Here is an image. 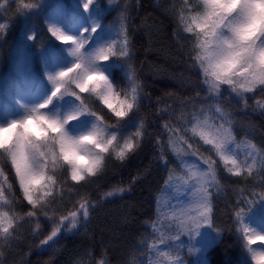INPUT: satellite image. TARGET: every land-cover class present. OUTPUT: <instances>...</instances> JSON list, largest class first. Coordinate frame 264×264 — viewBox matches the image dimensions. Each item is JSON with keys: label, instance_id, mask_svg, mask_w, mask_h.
<instances>
[{"label": "trees", "instance_id": "trees-1", "mask_svg": "<svg viewBox=\"0 0 264 264\" xmlns=\"http://www.w3.org/2000/svg\"><path fill=\"white\" fill-rule=\"evenodd\" d=\"M62 1L67 11L77 12L85 28L90 27L93 14L101 43L122 40L120 29L122 24L126 26L131 59L113 57L104 67L116 82L127 84V77L133 72L141 82L140 109L132 116L133 123L135 118L144 119L146 135L140 148L126 161H110L98 180L82 185L76 195L65 192L62 201L57 198L52 202L51 208L63 213L72 208L79 194L88 193L89 216L81 215L76 228H70L65 222L58 240L42 245L41 241L52 227L51 210L46 209L49 216L38 213L30 221L21 222L15 233L16 241L9 245L18 253L20 264H80L79 260L97 264L101 259L106 264H148L157 201L168 173L160 151V141L165 137L162 122L170 116L171 108L208 98L210 94L202 84L199 68L194 66L191 37L179 34L174 17L156 0H115L109 6H103V0H95L87 10L85 0ZM32 3L33 0H7V3L0 0V19L9 21L0 33L1 97L6 90L14 94L18 87L8 71L11 63L22 54L21 40L25 30L32 28L33 41L37 45L42 44V36L47 34L45 10L41 11L43 5L40 2V7L35 9L25 6ZM38 59L36 55L32 60L36 64ZM221 98L223 106L233 116L235 137H249L264 149V111L254 107L255 98L249 94L248 107L234 95L223 94ZM134 130L130 126L126 128V131ZM216 167L221 186L219 189L211 187V242L199 264H251L237 231L238 214L241 201L251 188L264 193V174L261 181L255 182L246 175L229 174L219 161ZM6 170L15 184L11 170L7 166ZM117 187L124 191L104 195ZM20 195L17 188L16 197ZM29 207L21 199L15 210L23 214ZM37 224L40 225L38 229ZM186 258L190 262L188 256Z\"/></svg>", "mask_w": 264, "mask_h": 264}, {"label": "clouds", "instance_id": "clouds-1", "mask_svg": "<svg viewBox=\"0 0 264 264\" xmlns=\"http://www.w3.org/2000/svg\"><path fill=\"white\" fill-rule=\"evenodd\" d=\"M39 3L33 0L27 7ZM177 8L182 10L180 30L191 37L195 65L208 86L219 89L230 80L238 87L264 80V0H179ZM50 29L57 40L70 45L66 50L71 62L46 73L51 92L42 101L0 121V175L3 162L11 163L37 201L50 199L60 184L86 180L105 171L110 161L120 162L118 153L129 137L136 138L137 130L121 135L119 129L140 106L136 76L130 74L127 84H121L105 70V62L120 58L110 40L86 50L88 29L80 35L53 24ZM65 97L73 98L68 107H51ZM85 116L89 119L84 127L70 126ZM15 212L0 206V214ZM237 231L251 264H264V231L245 222H239ZM166 252L159 264H187L179 253Z\"/></svg>", "mask_w": 264, "mask_h": 264}, {"label": "rangeland", "instance_id": "rangeland-1", "mask_svg": "<svg viewBox=\"0 0 264 264\" xmlns=\"http://www.w3.org/2000/svg\"><path fill=\"white\" fill-rule=\"evenodd\" d=\"M156 1L161 8H163L166 12H169L174 17L179 34L182 36H189L180 30L177 19L175 18V9L178 7L179 0ZM40 2L43 5V9L41 11L45 10V12L43 11V16L47 20V34L42 36V44L37 45L33 41L34 33L32 28L28 27V29L25 30L21 40L22 54L11 63L8 71L11 74L10 78H14L18 82V87L14 94H10V92L6 90L3 97L0 96V121H6L10 117L20 115L23 111L24 105L35 104L42 101L51 92V85L48 81L46 73L53 72L60 67H65L71 62V58L66 50L70 47V45L57 40L51 34L49 24L58 25L65 32L73 35H80L82 29H88L87 32H84L85 36H89L90 33V39L88 45L86 46V50L92 49L101 43L97 31H91L92 26L94 24L97 25L93 14L90 27L85 28L81 18L77 16V12L67 11V8L62 0H40ZM114 2L115 0H103L101 4L103 6H109ZM0 24L4 25V28L0 29L1 33L8 26L9 21L1 18ZM36 55L39 56V59L35 64V61L32 59H35ZM228 93L229 91L227 86H222L221 97L223 94H230ZM205 98L202 100H193L178 105L176 108H171L169 110L170 116L162 122V126L165 129V137L160 141V151L163 157V164L167 167L168 173L157 201V217L156 222L153 225L154 238L151 245L160 243L159 237L161 234L165 237L176 238L178 240L177 243L179 245H183L179 251L176 250L175 246L171 248L161 247L159 250L177 252L181 256L182 261H187V264H199L203 259L211 242V224H202L199 228H196L195 225H189V230H177L176 217L179 216L182 209L190 205L192 192L190 186L184 184L180 179V177L186 176V171L182 167L180 159H178L177 155L172 151L169 144V138L171 137L176 139L178 137H183L184 140H187V144L181 141L179 146L185 149L187 155L184 156V160L189 163L195 162L197 164H201L203 167L202 157L207 156H211L213 160L219 161L215 156V153L210 150V146L203 144L200 138L198 136H194L191 132L192 123H194L192 114L194 112H200L202 107L213 103V101L209 98ZM72 102V97H65L62 101H54L51 107L66 108ZM209 115L214 116V122H219V118L215 116L214 111L209 112ZM88 119L89 118L86 116L82 117L77 121H73L70 126L74 130L84 127L87 124ZM229 119L233 121L231 113ZM165 124L168 125V128L164 127ZM245 140L251 141L255 144L249 137H243L241 139L236 138L238 143ZM189 144L192 146L191 148H188ZM233 148L236 150L238 157L243 159L245 155L243 146L240 149H236V146L233 145ZM169 158H171L172 161H169ZM224 170L226 171L225 168ZM263 174L264 168L261 167L258 161L257 167L254 169L253 173L250 176L247 174L244 175L251 177L255 182H257L262 180ZM239 217L240 222L248 223L257 229L264 231V193H261L260 190H257L254 187L251 188L249 190V194L241 201ZM15 241L16 239L12 242ZM190 248L192 251H189ZM2 251L3 255L0 256V264H20V260L17 258L18 253L9 244H5ZM185 255L188 256L190 262H188ZM155 256L156 250L150 248L148 264L150 260L155 259ZM79 263L89 264L87 261L82 260H79Z\"/></svg>", "mask_w": 264, "mask_h": 264}, {"label": "snow or ice", "instance_id": "snow-or-ice-1", "mask_svg": "<svg viewBox=\"0 0 264 264\" xmlns=\"http://www.w3.org/2000/svg\"><path fill=\"white\" fill-rule=\"evenodd\" d=\"M95 0H86L84 3V8L87 10L89 6L94 3ZM26 7L28 5H25ZM182 15V10L175 9V18L178 22V27L180 28V19ZM3 28V25H0V29ZM53 32V35H57L55 30L50 29ZM93 32L96 31L94 27ZM120 34L122 35V40H112L111 47L119 51L120 59L128 61L131 59V47L130 41L127 37L126 26L122 24L120 29ZM192 59L195 65V56L192 52ZM110 61V59L108 60ZM132 75L135 76L133 72ZM202 84L206 85L207 92L210 94L209 99L213 101L204 107L201 108L200 112H194L192 114V123L191 132L194 136H198L200 140L205 145L210 146V150L215 153V156L218 158L219 162L222 163L226 171L233 176H241L244 174L251 175L257 167V162L259 161L262 168H264V149L258 148L251 141H236V137L233 134V121L229 119L230 113L224 108L223 103L221 102V93L222 87L219 89H214L206 84L202 80ZM227 89L230 95H234L244 107H248V96L251 94L255 98V108L261 111H264V80H252L249 81L248 85L236 86L233 81L226 82ZM257 93L259 95L257 96ZM143 95V88L141 84L140 93H139V105L141 102V97ZM199 95V93H197ZM140 109H137L138 112ZM216 117L219 118V122H214V116L209 115V112H213ZM136 122L133 123V116L129 117L119 129L121 135H125L130 131H126L127 127L134 128L137 130V136L135 139L129 137L127 140L124 149L118 153L120 162L126 161L129 155H125V150H128L131 154L136 152L142 143L143 138L146 135V122L143 118H135ZM165 128H168V125H164ZM187 144V140H184L183 137H178L176 139L169 138V144L172 151L177 155V158L180 159L182 167L186 171V176L180 177L181 181L189 185L192 192V200L188 207L182 209L179 213V216L176 217L177 230L184 231L189 230V225H195L196 228L201 227L202 224L207 225L211 224L210 214L212 212V203H211V187H216L219 189L220 182L218 179V170L216 167V160H213L211 156L202 157L203 167L201 164L195 162H187L184 160V156L187 155L184 148L179 146L180 142ZM233 145L236 146V149H240L243 146L245 152L244 158L240 159L237 155L236 150L233 148ZM192 146L189 144L188 148ZM194 154V153H193ZM9 168L12 172V177L15 180L10 178L9 172L6 170ZM4 175H0V194L4 198H0V206H7L15 210V205L22 199L30 207L23 214L15 212L14 215L8 213L0 214V256L3 255L2 248L5 244H10L13 240L16 239L15 233L19 224L25 220H31L33 217H36L38 213H42L45 216H49V211L51 210L50 219L52 221V227L50 232L46 237L41 241L42 245H49L51 242L54 244L58 240L59 235L61 234L62 227L65 225V222H68L70 228H76L79 222V217L82 215L87 218L89 216V197L88 193L85 191L82 194H79L78 198L72 205L71 209H66L63 213H58L55 208H51L52 202L57 198H60L62 201L64 199V193L68 192L70 194L76 195L80 192V187L82 185H87L92 183L94 180L102 176L105 171L101 172L98 175H93L92 177L83 180V181H74L71 184L65 182L60 184L58 189L54 190L50 199L46 201H37L31 196L28 195L23 186V181L19 178L18 174L14 170L11 163L5 161L3 162ZM171 180V177H170ZM19 189L20 197H16V189ZM123 188H113L112 191L105 193V196H112L115 192L122 193ZM11 196L12 199H6V197ZM239 216V214H238ZM39 224L36 225L38 229ZM219 231V230H217ZM160 243L150 245V248L156 250V256L154 260H150L149 264H159L160 257L167 258L166 251H160L161 247L171 248L175 246L176 250L179 251L183 245H179L178 240L173 237H165L163 234L159 237ZM189 251H192L190 248ZM97 264H105L103 259L99 260Z\"/></svg>", "mask_w": 264, "mask_h": 264}]
</instances>
